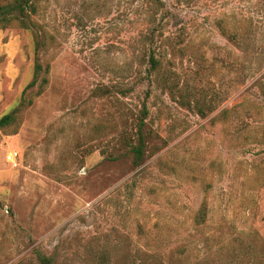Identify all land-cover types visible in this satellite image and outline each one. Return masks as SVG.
<instances>
[{
  "label": "rangeland",
  "instance_id": "374dc122",
  "mask_svg": "<svg viewBox=\"0 0 264 264\" xmlns=\"http://www.w3.org/2000/svg\"><path fill=\"white\" fill-rule=\"evenodd\" d=\"M31 20L0 27V119L26 104L0 128V264H264V0H36Z\"/></svg>",
  "mask_w": 264,
  "mask_h": 264
},
{
  "label": "trees",
  "instance_id": "16d2710c",
  "mask_svg": "<svg viewBox=\"0 0 264 264\" xmlns=\"http://www.w3.org/2000/svg\"><path fill=\"white\" fill-rule=\"evenodd\" d=\"M36 0H0V27L6 28L11 25H17L25 29L32 28L31 16L35 13ZM40 48L39 41L37 42V49ZM146 52V62L149 63L150 67L146 71V78L152 79L153 72L160 68L161 61L156 56V53L152 49H147ZM44 67L39 60V56L36 58L34 79L28 84L26 89H30L38 84L40 75L43 73ZM46 73L49 72V67L45 68ZM131 79V78H130ZM48 82L46 77H43L41 85ZM133 91V87L127 88L125 94H129ZM31 100L29 104H31ZM25 100L20 104V107H25ZM20 107L15 111L5 114L0 119V128H4L14 124L17 121V112H19ZM149 115L148 107L145 104L142 110V116L139 119L137 126V133L132 137H128L125 133L122 137V142L129 147V152L133 154V163L136 167L143 164L146 159L147 154L150 151V137L152 133L147 131V116ZM39 260L41 264H52V259L44 254H39Z\"/></svg>",
  "mask_w": 264,
  "mask_h": 264
},
{
  "label": "built area",
  "instance_id": "2783aa9c",
  "mask_svg": "<svg viewBox=\"0 0 264 264\" xmlns=\"http://www.w3.org/2000/svg\"><path fill=\"white\" fill-rule=\"evenodd\" d=\"M17 155L13 152L8 153L7 160L11 163H16Z\"/></svg>",
  "mask_w": 264,
  "mask_h": 264
}]
</instances>
